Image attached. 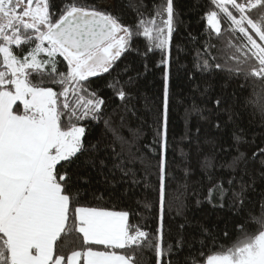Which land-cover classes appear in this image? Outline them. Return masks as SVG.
<instances>
[{
	"label": "snow or ice",
	"instance_id": "snow-or-ice-1",
	"mask_svg": "<svg viewBox=\"0 0 264 264\" xmlns=\"http://www.w3.org/2000/svg\"><path fill=\"white\" fill-rule=\"evenodd\" d=\"M212 3L231 22L230 33H238L237 39L246 42L244 55L252 62L245 70L236 55L241 49L236 48L231 56L238 63L228 67L229 73L264 80V0ZM164 13L166 19L158 24L155 17ZM138 16L136 25L129 27L89 0H0V264H146V249L155 256V264H163L165 258L167 264H174V258L175 264H264V202L249 217L255 225L252 231L242 232L230 246H221L204 260L197 258L193 242L182 233L174 243L165 245L173 0H165L155 16L139 11ZM207 20L219 36L218 12L211 11ZM136 37L145 39L144 52L134 46ZM157 49L162 57L157 66H164L162 113L154 138L161 153L156 186L160 223L150 241L147 231L130 223L129 211L109 210L100 203L103 193L98 188L84 189L77 184L72 166L98 167L106 187L114 189L123 183L125 194L141 184L139 173L146 174L149 166L142 147L148 146L140 143L142 127L130 120V115H136L134 97L123 87L117 89L120 81L114 77L110 86L124 104L117 122L103 111L104 100L90 88V78L110 73L125 52L147 57ZM207 53V48L197 53L194 66L199 72L213 68ZM214 67L222 70L225 65L216 63ZM189 78L195 79L194 74ZM134 80L129 77L124 84L130 87ZM209 88L205 83L203 88L196 85L192 89L186 121L197 115L208 120L223 107L225 115L218 120L224 119V126L234 122L236 114L221 100H215L213 110L197 102L196 94L207 97ZM249 105L264 114V97L250 93L246 98ZM84 120L102 124L104 138L88 141L86 126L81 124ZM213 126L221 128L219 122ZM244 142L242 133L234 132L229 147L221 146L226 156L213 152L200 161L202 172L219 170L226 177L209 189L207 200L213 207H224L230 198L233 212L242 211L258 182L264 184V147L249 156L241 148ZM183 172L186 178L191 175L188 167ZM137 203L148 207L146 200ZM200 235L203 245L208 229L201 227ZM68 244L72 245L70 254L65 251ZM199 255H204L202 250Z\"/></svg>",
	"mask_w": 264,
	"mask_h": 264
},
{
	"label": "trees",
	"instance_id": "trees-1",
	"mask_svg": "<svg viewBox=\"0 0 264 264\" xmlns=\"http://www.w3.org/2000/svg\"><path fill=\"white\" fill-rule=\"evenodd\" d=\"M89 3L105 9L119 16L124 25L134 27L138 22V11L146 16L159 11L165 5V0H112V7H106L102 0H89ZM174 31L170 46V77L169 89L171 94L170 111L167 125V152L165 159L170 175L166 180V198L164 203V242L174 243L179 234H183L193 242L192 251L199 260H204L207 255L217 252L221 246H230L242 232H250L255 225L249 217L258 211V203L264 202V184L258 182L256 190L245 201L242 211L233 212L229 207L230 198L224 201V207H213L207 200L208 192L213 184L226 179L225 174L216 170L214 174H206L201 171L200 161L202 157L213 152L221 153V146L225 149L231 144L234 132H241L245 142L241 148L249 156L258 148L264 147V114L256 107L246 106V98L250 93L264 97V80L256 77H248L243 73L236 75L228 71V67H235L238 63L231 53L236 48L241 49L236 55L240 65L246 70L251 61H246L244 48L246 43L237 39L238 33L231 34L227 17L212 3V0H173ZM211 11L218 12L221 34L218 36L208 24V14ZM159 24L166 19V13L161 17H155ZM146 41L143 37L134 38V46L141 52L145 51ZM234 46V47H232ZM207 48V58L213 64L211 72L202 73L196 70L195 62L197 53ZM160 50L148 53L147 57L138 55L134 51L125 52L116 62L115 68L110 73L90 78V88L94 89L100 98L104 100L103 111L111 115L118 122L119 114L123 113V102L116 91L110 86L114 77L120 83L117 89L124 88L130 91L134 99L136 115L130 120L134 125L143 129L141 146L146 153L148 161L147 173H139L143 177L140 185L125 194V185L117 184L116 187H106L104 176L99 168L85 167L78 163L72 166L77 175L73 179L82 188H98L103 193L102 204H106L109 210L129 211V220L150 234V241L154 240V234L159 226L160 206L156 191L158 185V160L161 154L159 146L154 143L155 130L159 127L158 120L162 113V98L164 85V66H157L161 60ZM62 59V58H59ZM225 65L216 69L214 65ZM147 64V68H145ZM60 66V67H65ZM126 69V71H125ZM140 74L137 76V74ZM194 74L195 79L189 75ZM129 77H134V83L128 87L124 84ZM210 85L207 97H201L198 93L195 99L201 107L209 110L215 109V100H221L222 104L230 108L235 114V121L225 125L224 108L214 112L208 120L199 115L194 116L190 122L186 121V108L190 107L192 89L196 85L204 87ZM54 90H59L55 85ZM207 115V113H205ZM219 122L221 128L214 127ZM86 126V138L95 143L104 138L103 125L91 120L81 121ZM199 128V131H197ZM104 158V153H100ZM191 169V175L187 178L183 169ZM107 172V168L104 169ZM211 176V179L209 178ZM87 181L88 183H85ZM225 186L226 183H225ZM147 201L148 207L138 204L137 201ZM199 201V203H197ZM213 203L219 204L218 200ZM180 212L178 215L177 213ZM71 224L72 221L70 220ZM184 228L181 229L180 225ZM242 226V227H238ZM201 227L208 229V239L204 244L199 243L204 239L200 235ZM78 235V234H73ZM72 245L68 244L65 251L70 254ZM204 255L200 256L199 252ZM185 253L189 251L185 247ZM146 264H155V256L149 250L144 251ZM163 264H167V258ZM175 264V258H174Z\"/></svg>",
	"mask_w": 264,
	"mask_h": 264
},
{
	"label": "rangeland",
	"instance_id": "rangeland-1",
	"mask_svg": "<svg viewBox=\"0 0 264 264\" xmlns=\"http://www.w3.org/2000/svg\"><path fill=\"white\" fill-rule=\"evenodd\" d=\"M102 4L106 7H112V0H102Z\"/></svg>",
	"mask_w": 264,
	"mask_h": 264
}]
</instances>
